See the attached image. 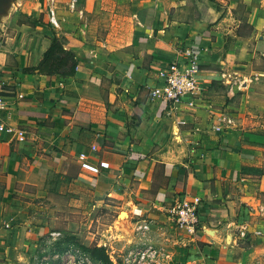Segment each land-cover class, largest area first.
<instances>
[{"label":"crops","instance_id":"crops-1","mask_svg":"<svg viewBox=\"0 0 264 264\" xmlns=\"http://www.w3.org/2000/svg\"><path fill=\"white\" fill-rule=\"evenodd\" d=\"M189 1L77 0L79 16L70 0H54L57 27L47 0L41 18L22 9L26 23L19 10L8 24L0 18L3 116L27 136L0 135V264H14V246L44 229L34 224L37 208L81 189L119 198L155 221L175 194L199 198L204 234L184 252L226 264L220 229L236 195H224L222 183L241 185V164L262 159L259 146L243 145L239 123L247 105L264 106V0H224L226 10L220 6L212 19L187 13ZM239 6L251 28L246 38L238 33ZM53 39L74 55L71 75L38 71ZM183 46L199 52L202 99L151 98L163 83L158 70L183 61ZM221 115L234 122L219 133L212 125Z\"/></svg>","mask_w":264,"mask_h":264},{"label":"rangeland","instance_id":"rangeland-1","mask_svg":"<svg viewBox=\"0 0 264 264\" xmlns=\"http://www.w3.org/2000/svg\"><path fill=\"white\" fill-rule=\"evenodd\" d=\"M2 1L0 18L5 24L11 21L12 16H16V10H19L20 14H17L19 19L25 23L28 18L21 13L22 10L36 12L37 18H41L45 13L43 6L45 0ZM191 2L192 0L188 2L190 7L187 8V13L211 19L220 6L222 11L227 8L224 0H199L201 5L199 9L195 6L191 7L193 5ZM237 11L242 15L240 18L243 20L244 9L239 6ZM250 29L243 20L238 33L246 38ZM244 51H246L245 42L238 46L239 54ZM228 56L224 55L226 65H230ZM239 99L240 95H232L230 103L237 105ZM239 125L244 146L263 144L260 129L264 130V106L247 105L244 119H241ZM257 166L261 173L243 174L244 180L241 185L234 182L227 185L222 183V192L227 186L224 195H236L232 210L227 208L231 213L223 220V227L220 229L222 242L228 247L225 252L226 264H264V151ZM152 194L153 190H149L134 192L132 195ZM63 196H66V199ZM60 198V201L53 198L48 205H44L49 207L48 210H39V208L35 210L34 224L44 229L35 230L36 234L25 244L14 246V264H100L94 261L89 253L82 251L81 246L104 247L109 255V264H135L130 254L140 248V240L142 241L141 236L134 230L137 218L133 217L132 211H136V208L132 205L124 207L119 198L105 197L99 200L86 189L61 195ZM136 202L138 203L139 199H136ZM225 217L226 215L222 213V218ZM241 226L247 229V233L259 231L260 235L255 236L251 242L242 239L238 234ZM143 240L156 243L162 240V237L147 234ZM198 256L200 255H193L187 250L182 253L179 251L175 255L173 264H206L204 261L209 259L206 257L207 259L202 260L203 258L199 259Z\"/></svg>","mask_w":264,"mask_h":264},{"label":"built area","instance_id":"built-area-1","mask_svg":"<svg viewBox=\"0 0 264 264\" xmlns=\"http://www.w3.org/2000/svg\"><path fill=\"white\" fill-rule=\"evenodd\" d=\"M54 0H47L46 14L49 23L57 27L53 9ZM77 0H70L67 4L69 10L76 12L80 16V10L76 8ZM264 52V49L260 50ZM183 61L172 60L166 66L158 70V75L162 78V85L156 86L150 92L151 98L161 99L165 102L178 103L185 98L190 99V105L195 100L202 99L205 87L198 79L199 52L190 47L183 46L180 50ZM6 92L0 85V135H14L18 141H27L26 133L17 127L9 124L4 119L7 110ZM231 116H218L212 129L222 132L226 127L233 124ZM52 151L49 152L51 154ZM200 199L187 196L185 194H175L169 204L164 208L162 221H155L144 218V213L132 211L133 217L137 218L134 230L140 235L142 241L140 248L131 252L135 264H173L177 252H184V249L191 247L198 234H204L200 218ZM157 233L162 237L161 242L153 243L143 238L147 234ZM238 234L242 239L251 242L255 236H259V231L247 233L243 226L238 229Z\"/></svg>","mask_w":264,"mask_h":264},{"label":"trees","instance_id":"trees-1","mask_svg":"<svg viewBox=\"0 0 264 264\" xmlns=\"http://www.w3.org/2000/svg\"><path fill=\"white\" fill-rule=\"evenodd\" d=\"M76 60L74 55L68 50L61 47V44L57 39H53L50 47L45 53V56L38 66L39 72H45L48 74H57L62 76L71 75L76 67ZM261 130V136L263 137V144L259 145L261 152L264 151V130ZM258 164L253 161H244L241 164L240 171L242 174L261 173V170L257 166ZM82 251L89 253L93 260L100 264H109L110 259L107 250L104 247H80Z\"/></svg>","mask_w":264,"mask_h":264}]
</instances>
